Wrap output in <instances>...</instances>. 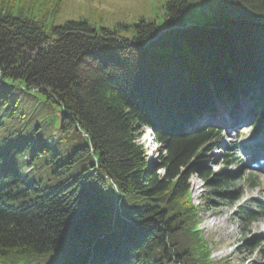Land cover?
<instances>
[{"label": "trees", "instance_id": "1", "mask_svg": "<svg viewBox=\"0 0 264 264\" xmlns=\"http://www.w3.org/2000/svg\"><path fill=\"white\" fill-rule=\"evenodd\" d=\"M62 1L0 0V264H82L90 247L93 264H229L197 229L188 178L228 185L200 168L222 129L197 121L217 98L247 97L264 125V0H147L129 22L48 25Z\"/></svg>", "mask_w": 264, "mask_h": 264}, {"label": "rangeland", "instance_id": "2", "mask_svg": "<svg viewBox=\"0 0 264 264\" xmlns=\"http://www.w3.org/2000/svg\"><path fill=\"white\" fill-rule=\"evenodd\" d=\"M146 3L147 0H63L59 15L48 16L47 22L48 25L62 24L69 19L87 18L111 26L116 22H129L138 17ZM252 130L245 118L238 126L236 135L226 132L222 138L221 144L232 140L237 148L234 154H230L231 162L220 160L222 146H219L208 154L201 167L207 174L223 169L229 172L228 176L233 179L230 180L229 186L223 187V196L232 192L230 199L214 194L207 183L199 180L197 175L190 177V183H193L190 185L191 199L199 207L200 228L204 236L211 241V258L221 262L228 261L229 264H259L264 261V252H261V249H264V215L249 223L238 219L240 207L251 206L254 200L264 202V170L251 169L248 162L250 155L245 153L249 142L263 138L261 133ZM140 142L147 149L148 143H144L143 137ZM150 154H153L154 162L157 163V150ZM249 174L253 176L255 188L245 181ZM247 241H250L248 249L244 247Z\"/></svg>", "mask_w": 264, "mask_h": 264}]
</instances>
